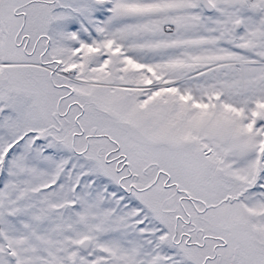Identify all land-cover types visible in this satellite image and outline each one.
Instances as JSON below:
<instances>
[{"label":"snow or ice","instance_id":"snow-or-ice-1","mask_svg":"<svg viewBox=\"0 0 264 264\" xmlns=\"http://www.w3.org/2000/svg\"><path fill=\"white\" fill-rule=\"evenodd\" d=\"M0 264H264V0H0Z\"/></svg>","mask_w":264,"mask_h":264}]
</instances>
